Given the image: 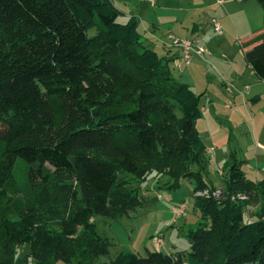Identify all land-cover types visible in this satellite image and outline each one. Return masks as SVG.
<instances>
[{"label": "trees", "instance_id": "1", "mask_svg": "<svg viewBox=\"0 0 264 264\" xmlns=\"http://www.w3.org/2000/svg\"><path fill=\"white\" fill-rule=\"evenodd\" d=\"M123 16L113 0H0V264H97L112 244L94 219L142 208L152 172L174 180L171 190L188 180L206 191L195 206L210 225L189 231L186 255L121 253L110 264H264V178L249 181L232 154L227 198L211 197L203 95ZM247 44L245 62L264 81V32ZM236 195L263 199L258 222L245 224Z\"/></svg>", "mask_w": 264, "mask_h": 264}, {"label": "rangeland", "instance_id": "2", "mask_svg": "<svg viewBox=\"0 0 264 264\" xmlns=\"http://www.w3.org/2000/svg\"><path fill=\"white\" fill-rule=\"evenodd\" d=\"M139 2L140 0H114L116 7L123 13H126V17L119 18L118 22L125 24L132 8L133 12L137 11L141 16L149 15V20H154L155 24L160 25L159 29L161 33L174 32L175 36L168 35L167 42L165 43L168 54L164 57V59L170 61L172 75L176 80L188 85L199 95L208 90L207 95L204 96L205 99H202V107L205 106L204 119L198 122L197 129L205 139V146H207L205 157L203 156L207 164L204 180L209 186L214 187L215 191L211 197L221 204L227 198L226 181L228 170L225 168V163L232 154L240 158L245 156L252 158L249 163H244L245 166L242 169L250 180H255V174L251 170L254 165L257 166V161L253 159L255 155L254 148H257V139L264 137V81L259 80L251 69H247L244 46L240 41L248 38L249 40H253L264 31L263 9L256 0H251L246 4H239L238 0H155L154 6L146 3V1H143V4L140 6ZM201 6H204V8L208 7L209 11L206 13L197 12L196 9ZM226 9L227 11H225ZM228 9L231 11L228 12ZM226 12H228V16L225 18ZM230 14H232V17H230ZM205 15L207 16L206 21L209 22L210 28L213 25V20L217 19L230 30V36L226 35L223 30L224 37L220 38L222 35L220 36L215 33L213 26V29L210 30L209 28V33H214L218 37L217 40L223 39L225 43L222 47H217V43H214L212 47L208 48L199 40L183 39L191 35L192 25L196 22V19H203ZM244 15L249 18L250 26L245 27L248 28V31L239 29L236 33L232 22H234V19H242ZM211 16L214 17L211 18ZM221 16L225 21H223ZM145 29L143 24L139 28L146 37ZM90 34L93 35L94 32L91 31ZM175 41H180L179 45L183 46L189 41H193V45H191L193 50L191 64L188 65L182 62V52L180 46ZM142 44L146 48H151L147 46L145 39H142ZM201 46L208 53L203 57L196 53ZM161 51L158 52L161 53ZM233 52L236 59L230 62L229 55ZM160 57L163 58L162 56ZM240 74L244 75V83L248 86L245 90L246 96L251 99L258 97V101L252 102L249 99L247 104H243V101H237L235 104L232 95L234 93L233 89L229 86L225 89L222 86V83H224L223 78L229 80L232 76ZM219 97L227 99V106L225 109L216 111L213 107V101ZM235 110H238L239 113H236ZM238 124H241V126L237 127ZM241 128L243 129L241 130ZM233 137L236 138L232 139ZM14 175L20 185L25 183L27 177L22 162L17 164ZM257 176L258 180L262 178L261 175ZM156 180L159 181L160 190L166 193H161L162 200H154L157 206L164 212L165 219L172 217L178 220L176 222V230L172 231L167 225L162 227L163 225L157 220L155 223L146 225L144 230L136 236L135 228L139 229L141 227L142 221L146 219L145 212L147 210L150 211L152 205L155 204L145 199L143 200L142 208L137 209V212L130 213L128 217L123 219L112 220L102 216L96 217L98 218V230L101 236H106L112 243L109 255L99 258L97 264H110L121 253L145 254V247L150 250L153 249L150 245L152 236L162 237L164 235L162 240L164 241L165 250L173 253L179 250V252L186 255L190 252L189 231L200 224L210 225V220L203 219L195 206V197L208 196L209 194L206 191L195 194V184L188 180L181 181L182 188L179 190H171L170 187L174 184V180L164 173L157 172H152L148 175L142 186L147 183L151 186ZM184 183L186 184L183 186ZM169 196L174 198L175 202H184L182 204H185L187 207L186 213L188 219L186 222L188 223H186L187 226L182 230L181 226L184 224V219L175 216L172 213V209H168V206L173 204L169 200ZM232 201L243 203L245 224L258 222L261 205L263 204V199L260 196L243 199L240 195H236L232 197ZM100 219H104L109 225L100 222ZM152 241L154 242L153 239ZM17 258L18 260L26 258L30 261V247H17ZM58 264L64 263L60 262ZM73 264H76V262Z\"/></svg>", "mask_w": 264, "mask_h": 264}, {"label": "crops", "instance_id": "3", "mask_svg": "<svg viewBox=\"0 0 264 264\" xmlns=\"http://www.w3.org/2000/svg\"><path fill=\"white\" fill-rule=\"evenodd\" d=\"M114 1V0H113ZM143 1H146V3H148V4H150L151 6H154V5H152L151 4V2L153 1L154 3H155V0H140V2H139V5L141 6L142 4H143ZM251 0H248V1H245V0H238V2H239V4H243V3H247V2H250ZM156 5V4H155ZM196 11L197 12H202V13H206V12H208L209 11V8L208 7H206V8H204V6H201V7H199V8H197L196 9ZM225 11H227V9L225 10ZM229 11H231V10H229L228 9V12ZM228 12H226L225 13V15H224V17L226 18L228 15H227V13ZM132 16H134V17H136L137 18V20H138V31L140 32V34L143 36V39H145L146 41H147V46H150L151 48H148V49H150V50H152V51H154V52H156L159 56H162V57H166L167 56V54H168V52H167V47H166V45H165V43L167 42L166 40H167V38H168V35H176L174 32H168L167 34H165V33H161V30L159 29L160 28V25H157V24H155V21L154 20H149L150 19V16L148 15V16H141V14L140 13H138L137 11L136 12H133V9L131 8V10H130V14L127 16V22H128V20H129V18L130 17H132ZM123 17H126V13H124V16ZM212 17H214V16H211V18ZM230 17H232V14H230ZM206 18H207V16L205 15L204 16V18L203 19H196V22H194L193 23V25H192V33H190L191 35L190 36H188V37H184L183 39H186V40H199V41H201L205 46H207L208 48H210V47H212L213 46V44L214 43H217V47L219 46V47H222L223 45H224V43L225 42H223V39H220V40H217L218 39V37H216L215 35H214V33L212 34V33H209V22H207L206 21ZM221 18H223L222 16H221ZM223 21H225L224 20V18H223ZM126 22V23H127ZM233 24V26H234V30L236 31V33H237V30H239V29H241V30H247L248 31V28H245V27H249L250 25H249V18L248 17H246V15H244V17L242 18V19H239V20H237V19H234V22H232ZM144 25L145 26V31H146V37H145V35L139 30V28H140V26L141 25ZM221 24V26H222V28H223V25L224 24H222V23H220ZM151 25V26H150ZM213 26V25H212ZM212 26H211V28H210V30L211 29H213L212 28ZM223 30L225 31V33H226V35H231V32H230V30L227 28V26L226 25H224V28H223ZM212 32V31H211ZM264 32V31H263ZM262 32V33H263ZM262 33H260V34H262ZM259 34V35H260ZM148 35V36H147ZM243 35H247V34H243ZM258 35V36H259ZM224 37V34L220 37V38H223ZM249 41H251V39L249 40V38L248 39H244L243 41H240V43L244 46V56H245V53L248 51V49L246 48V47H248V42ZM149 44V45H148ZM160 50H162L161 51V53H159L158 51H160ZM229 59H230V62L231 61H234L236 58H235V55H234V52L233 53H231L230 55H229ZM204 61H206L205 59H204ZM247 66V65H246ZM247 69H251L250 67H248L247 66ZM252 71V70H251ZM254 74V73H253ZM223 81H224V83H222V86L226 89V87H231L232 89H233V91H234V93H232V95H233V98H234V103L236 104L237 103V101H243V104H247V102H248V100L249 99H251V98H249L248 96H246V94H245V90L248 88V86H246L245 85V83H244V75H234V76H232L231 77V79H229V80H227V79H225V78H223ZM227 91V90H226ZM207 92H208V90L207 91H204V93H202L201 95H203L202 96V98H201V107H202V99L204 98L205 99V95H207ZM232 92V91H231ZM197 94V93H196ZM199 95V94H198ZM257 99V98H256ZM226 100L227 99H223V97H219V98H217V100H215V101H213V107L215 108V110L216 111H218V110H221V109H225L226 108V106H227V103H226ZM252 100V102H254L253 101V99H251ZM259 100V99H258ZM225 106V107H224ZM204 109H205V106L204 107H202V113H203V115H204ZM236 111V113H239V111L238 110H235ZM232 112V111H231ZM232 114V113H231ZM234 116V115H233ZM204 119V117H202V119L201 120H203ZM200 120V121H201ZM238 126H241V124H238L237 125V127ZM243 128H241V130H242ZM199 131V130H198ZM200 133V132H199ZM234 134V133H233ZM200 135H201V137H202V139H203V141H204V144H205V139L203 138V136H202V134L200 133ZM236 137H233L232 139H235ZM256 144H257V148H254V153H255V155H254V158L253 159H255L256 161H257V166H253V168L251 169L252 170V173H254L255 175H254V177H255V180H250L248 177H247V174H246V172H245V175H246V177H247V179L248 180H250V181H252V182H254V183H256V182H259L261 179H263V176H264V174H263V172H264V137L263 138H261V137H259L258 139H257V142H256ZM207 147V146H206ZM212 148V147H211ZM247 149H248V147H247ZM211 151V150H210ZM208 152V151H207ZM251 153H252V151H251ZM246 157V158H245ZM245 157H243V158H240L239 156H238V158L240 159V160H242L244 163H249L250 161H251V159L252 158H248L247 156H245ZM245 166V165H244ZM243 166V167H244ZM257 175H261V179H257ZM211 183L213 184V182L211 181ZM186 183H184L183 184V186L185 185ZM214 185V184H213ZM149 186V187H148ZM181 188H182V186H181ZM161 193H166V192H164V191H161L160 190V187H159V181H154L152 184H151V186H150V184L149 183H147V184H145V185H143L142 187H141V190H140V197H141V199H142V201L145 199V200H148L149 202H154L155 204H153L152 205V207H151V210L150 211H146L145 212V214H146V219L144 220V221H142L143 223H141L142 225H141V227L138 229L137 227L135 228V231H136V236H138V234H140L143 230H144V227L146 226V225H148L149 223H155V222H157V220H159L160 222V224H162L163 226L162 227H164V226H166L167 225V227L168 228H170L172 231H175L176 230V222L178 221V220H176V219H173L172 217L170 218V219H165V217H164V215H163V211L157 206V203H156V201L154 200V199H156L157 201L158 200H162V196H161ZM169 198V200L170 201H172L173 202V204L172 205H169L168 206V209L170 210V209H173L174 207H176V206H178V205H180V204H182V203H184V202H181V203H178V202H175L174 201V198H172V197H168ZM144 202V201H143ZM176 203H178V204H176ZM137 212V211H136ZM150 214V215H149ZM156 216H157V218H159V219H157L156 218ZM187 213H186V215H184V216H182V217H180L181 219H184V224H183V226H181V230L182 229H184L185 228V226H187V224L186 223H188V222H186L187 221ZM136 217H138V216H136ZM97 220H98V218H96V219H94V221H95V223H96V225L98 226V223H97ZM108 220V219H107ZM100 222H102V223H104V224H107V225H109L104 219H100ZM110 222H112V221H110ZM134 231V230H133ZM100 233V232H99ZM164 234V233H163ZM101 235V234H100ZM161 235H162V233H161ZM163 236L164 235H162V238H163ZM103 238H106V236H102ZM153 237L154 236H152L151 237V242H150V245H151V247L153 248V249H147V247H145L144 248V250L146 251L145 252V254H142V256H145L146 255V253H147V250L148 251H151V252H162L163 254H166V255H174V254H177V253H180L179 252V250L177 251V252H175V253H173V252H169V251H167V250H165L166 248H165V246H164V241H163V244L162 245H158V244H156V243H154L153 241H152V239H153ZM106 239H108V238H106ZM109 240V239H108ZM110 241V240H109ZM111 243V242H110ZM112 244V243H111ZM164 246V247H163ZM173 250V249H172ZM174 251H176V250H174ZM141 255V254H140Z\"/></svg>", "mask_w": 264, "mask_h": 264}, {"label": "built area", "instance_id": "4", "mask_svg": "<svg viewBox=\"0 0 264 264\" xmlns=\"http://www.w3.org/2000/svg\"><path fill=\"white\" fill-rule=\"evenodd\" d=\"M153 1H152V5H153ZM213 28H214V31L215 33L219 34L220 36L223 35V29H222V26L220 24V22L217 20V19H214L213 20ZM179 42L180 41H175L176 44L179 45ZM193 41H189L186 45H179L180 46V49H181V52H182V62H185L187 63L188 65L191 64V59H192V54H193V50L191 48V45H193L192 43ZM202 47V46H201ZM199 48V50H197V54L200 55L201 57L205 56L206 55V49L205 48ZM208 54V53H207ZM212 151V150H211ZM241 198L245 199L246 197L244 196H240ZM186 212H187V207L185 204H181V205H178L176 207H174L172 209V213L175 215V216H178V217H182L184 215H186ZM153 240L156 244L158 245H162L163 244V240H162V237H153Z\"/></svg>", "mask_w": 264, "mask_h": 264}]
</instances>
